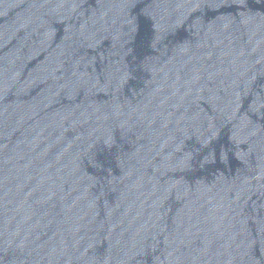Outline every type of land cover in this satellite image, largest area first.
I'll use <instances>...</instances> for the list:
<instances>
[{
	"label": "water",
	"instance_id": "obj_1",
	"mask_svg": "<svg viewBox=\"0 0 264 264\" xmlns=\"http://www.w3.org/2000/svg\"><path fill=\"white\" fill-rule=\"evenodd\" d=\"M0 264H264V0H0Z\"/></svg>",
	"mask_w": 264,
	"mask_h": 264
}]
</instances>
